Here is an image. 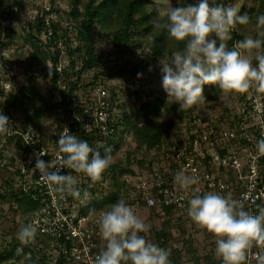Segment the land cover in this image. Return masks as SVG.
Wrapping results in <instances>:
<instances>
[{
    "label": "built area",
    "instance_id": "built-area-1",
    "mask_svg": "<svg viewBox=\"0 0 264 264\" xmlns=\"http://www.w3.org/2000/svg\"><path fill=\"white\" fill-rule=\"evenodd\" d=\"M62 17L66 18V13L58 10L50 0H36L32 4L0 0V114L9 118L11 129L8 134L0 136L3 137L0 142V169L6 164L1 157V149L4 146L14 147L17 151L13 157L16 170L7 180L20 186L18 190L31 193L39 202L37 208L23 214L13 236L15 257L22 258H9L7 262L25 264L26 258H33L37 264H95V258L106 248V241L97 223L99 215L110 210L121 199L132 206L148 225V231L140 232L139 235L161 248H164L162 234L157 235L160 240H155L152 227L141 216L145 209L150 210V214L158 213L163 219L168 216L176 220L182 217L191 219L188 215L189 200L194 195L203 196L212 192L230 196L242 204L245 211L259 214V209L264 207V155L259 154L257 142L264 139V93L257 92L255 88L237 93L235 110L232 112L235 116L231 119L228 113L220 115L218 112L221 109H216L215 114L196 110L190 112L182 122L181 128L185 133L166 141V149L160 155L157 168L153 167L145 174L128 172L123 175L119 190L112 191L117 192V200L113 204L86 211L98 201L100 193L104 194L99 190L102 182H93L86 174L71 168L61 169V174L75 177V187L81 192V198L75 199L66 192L51 191L35 169V164L37 159L45 162L57 159L59 133L67 127L70 134L81 140H87L84 138L89 136L93 147L96 142L113 146L123 135L121 127L125 116V109L118 113V101L101 84L92 83L90 94L80 96L76 90H72V84L63 81L65 70L71 67L64 49L67 36L57 38L61 54L56 64H53L50 56L38 65L24 66L18 59L23 50L15 43L17 40L24 35L32 40L38 38L37 42L45 48L52 39H56V26L61 29L71 27V23L62 20ZM59 32L63 34L62 30ZM28 50L33 51V48L24 52ZM76 59L77 75L72 76L70 82L79 80L77 77L82 59L78 55ZM48 64L52 67L51 73L59 75L57 89L61 119L49 128L26 127L23 121H17L14 117L15 96L22 84L27 85L28 80L48 77ZM18 65L24 76L16 84ZM30 96L29 90L25 92L24 103L27 104ZM41 149L48 154L39 156ZM180 171L195 176L198 182L188 190L181 189L175 181ZM85 192L88 193L87 199L83 196ZM18 207L13 198L0 199V214L18 210ZM28 223L37 226V233L32 243L21 245L17 234L21 226ZM192 226L191 222L185 224L186 233L177 239L175 248H182ZM18 248H22L19 254ZM262 258L264 244L253 241L241 264H264Z\"/></svg>",
    "mask_w": 264,
    "mask_h": 264
},
{
    "label": "clouds",
    "instance_id": "clouds-1",
    "mask_svg": "<svg viewBox=\"0 0 264 264\" xmlns=\"http://www.w3.org/2000/svg\"><path fill=\"white\" fill-rule=\"evenodd\" d=\"M165 15L166 22L158 21L155 26L166 29L173 40L186 42L183 51H174L170 62L162 63L161 69L162 88L180 111L204 102L205 85H218L224 94L220 99L233 92L245 93L250 88L264 93V14L256 18L257 38L246 36L232 49L227 44L231 32L238 24L250 21L248 13L240 14L237 6H210L209 0H198L185 7H171ZM253 59L258 62L256 66ZM48 67L51 75L52 67L49 64ZM10 131L9 118L0 114V135ZM57 143V159L50 162L37 159L35 169L51 191L66 192L80 199L81 192L75 187L77 180L61 174V169L82 172L96 182L112 162L111 149L105 148L102 155L99 150L102 145L91 146L87 140L70 134L67 127L59 133ZM257 149L264 155V139L257 142ZM46 154L41 149L38 155ZM175 181L184 190L198 182L184 171L176 174ZM83 196L87 199L88 193ZM188 215L199 227L218 237L215 251L223 264H241L253 241L264 244V207L253 215L230 196L209 192L189 200ZM97 223L106 248L95 258V264H170L166 249L139 235L148 231V225L123 199L101 212ZM36 233L37 226L28 223L21 226L17 239L21 245H28ZM20 252L22 248L17 249Z\"/></svg>",
    "mask_w": 264,
    "mask_h": 264
},
{
    "label": "trees",
    "instance_id": "trees-1",
    "mask_svg": "<svg viewBox=\"0 0 264 264\" xmlns=\"http://www.w3.org/2000/svg\"><path fill=\"white\" fill-rule=\"evenodd\" d=\"M18 1L23 2L24 0ZM259 3L260 7L256 10V14L251 16L254 10H250L248 12L250 18L249 23L246 25L238 24L231 32V39L227 41L229 49H232L235 47L237 42L243 40L246 36H249V33H251L253 38H257L258 30L256 28V18L259 15L264 14V0H259ZM209 4L210 6H216L212 0H209ZM220 4L221 2H219V5ZM240 14H244L242 9H240ZM66 15L67 17H62V20L70 22L71 24L69 26L71 27L67 29H61L56 26L54 32L56 39H52L50 44H46L45 48L37 42L39 41L38 38H36V40L33 39V51H25L24 56L26 58L25 60H21L23 65L26 66V64L33 65L38 62H45L49 56L51 57L53 64H56L59 61L61 54V51L59 50L60 48L58 47L57 38L67 36L64 49L71 61V67L65 70L64 76L62 78L64 82L66 81L72 84V90H76L75 92L77 93L79 92L81 86H83L81 82H79L80 79L72 80L70 82V78L77 75V70L75 68L77 66L76 64L78 63V60L76 59V55L82 59V67L78 73H81L87 68H94L97 65L98 58L101 57L102 54L99 55L96 52V39L94 33L92 32V28H94L96 25L107 28L109 31H111L109 42L113 46L115 52L118 53L117 58H120L119 56H121L124 58V60L121 62V64H116V62H114L115 65L112 64L113 62L108 61L106 65V73L109 78H113L120 73L127 72V80L131 86H127L125 90L127 93H129L130 97L131 95L133 96L136 105L139 103L138 107H136L137 110L131 106L130 110L125 111V116L122 123L124 128L121 129V132H132L139 146L147 144L148 147H153L155 144L162 143L165 140L163 137V131H170L176 125H181L185 117L190 112L194 111L195 106L186 111H180L179 105L177 103H175L173 100L166 99L161 95H156L153 99V103L150 104L148 101H146L148 95L143 94L140 88L135 87L137 81L135 79H144L146 76H148L150 66L156 62H159L163 55L167 54L168 56H172L174 51H183L186 46V42H177L173 40L168 35L166 29L157 28L155 26L158 21L161 23L166 22V16H161L157 6L152 0H73L72 6L67 11ZM59 30L63 31L62 35L60 34ZM74 30L77 31L76 36H72L71 34L74 32ZM136 35H138L140 38H136ZM74 37H76L77 41H79V44L76 46L74 44ZM212 38H215V36L213 35ZM144 46L147 47L146 55L138 60V62L134 63V61L132 62L127 58V55L132 50L144 48ZM133 52L134 51L131 53ZM253 62L258 63L254 59ZM96 74L94 75L95 78H97ZM58 76L59 75L56 72H52L51 75L48 76L55 88L58 87ZM84 87L86 88V86H83V88ZM204 87L205 100H211V91H216L218 93L220 91L218 85H205ZM28 90L29 88L25 84L21 85L17 95L15 96L16 100L13 103L16 109H23L25 112H30L31 107H29V103L26 104L23 101L25 92ZM161 93L164 94L163 91H161L160 94ZM37 95L38 94L36 93L33 95V97H40ZM41 99L44 101V97ZM117 105L121 106L119 102ZM164 110L167 112H175L176 115L163 119L162 114ZM133 113L137 114L135 120L136 122H133ZM32 121L34 120L30 119L29 116L23 120V125L29 127ZM84 139H87L88 143L92 145V141H90L91 138L89 136H86ZM109 146H111V144L103 146V149L105 150V148H108ZM132 153V151L127 153V159L129 161H131V157L133 155ZM118 167V169L123 171V174L129 172L126 162L124 164H120ZM116 170L117 169H115V171ZM118 172L119 171L117 170L116 173ZM13 187L14 186L10 180H5L3 187L1 185L0 198H13L19 205L18 210H15V212H19L21 208L23 212L22 214H24L30 209L38 207L39 202L32 196L31 193H27L18 189L16 190L15 187ZM117 190H119V188ZM116 200L117 192H112V194L107 196L100 193L98 196V201L95 202L91 207L87 208L86 211H94V209L107 207L108 205L113 204ZM21 220L22 219L19 221L21 222ZM180 222V220L174 222L176 223V232L172 233L174 242H177V239L186 233V223L181 224ZM199 228L201 229V227L194 223V226L190 228L191 232L189 233L188 238H185L183 242V245H189L188 251L192 252V254H195L198 250L197 248L199 247V243L196 239V234L198 233ZM204 230L207 232L208 236H214V234L208 232L206 229ZM152 232L154 233L156 230ZM157 235H159L158 231ZM157 235L155 236V240L158 241L160 238H158ZM168 236L169 234H163L161 239L164 242V249L170 253V264H173L175 261L176 252H182V250L175 248L173 240L169 239ZM13 253L16 255L15 246H12V249L10 250L1 251L0 263L11 258ZM208 255L210 254L204 252L203 256H200L199 258L200 261L203 259L204 261H198L196 264H223L222 258L218 257V260L216 261ZM21 258L22 256H17V259ZM25 264L37 263L34 262L33 258H26Z\"/></svg>",
    "mask_w": 264,
    "mask_h": 264
},
{
    "label": "rangeland",
    "instance_id": "rangeland-1",
    "mask_svg": "<svg viewBox=\"0 0 264 264\" xmlns=\"http://www.w3.org/2000/svg\"><path fill=\"white\" fill-rule=\"evenodd\" d=\"M26 4H32V2L36 0H24ZM38 2L41 0H37ZM53 2L58 10H61L63 13H67V11L72 6L73 0H50ZM154 4L157 6L159 13L161 16H166V12L171 7H185L189 4H196L198 0H152ZM214 4H218L221 2L220 5L224 6H237L239 9H242L243 12H249L250 10H254V12L251 14H256V10L260 7L259 0H212ZM76 30H74L72 36H76ZM92 32L94 33L96 42H95V49L97 54L101 55V57L98 58L97 65L92 69H84L81 73H78L80 82L83 86H86V88L81 86L79 89L80 96H84L85 94H90L91 92V84L92 83H99L102 85V87H106L110 93H112L114 100H117L121 106H117L118 113L123 111L130 110V107L132 106L135 110L136 107H138L139 103L136 105L134 102L133 96L129 95L127 91L125 90L127 86H131L130 83L127 80L128 73L123 72L119 75L109 78L106 73V65L107 62H116V64H121L123 62L124 58L119 56L118 53L115 52L113 46L110 44V32L107 28H103L102 26L96 25L94 28H92ZM249 36H251V33H249ZM136 38H140L138 35L135 36ZM25 35L24 37L17 40L15 43L22 48L23 52L19 55L18 59L25 60L24 56V50L29 49L30 47L34 48V44L32 39H28ZM74 44L75 46L79 44V41H77L76 37H74ZM134 51L133 53H131ZM128 55L127 58L131 60L132 62H138L141 58H143L146 55L147 47L144 46V48L132 50ZM171 56L163 55L161 57V60L159 62H156L155 64H152L149 68V75L146 76L144 79H135L136 84L135 87H138L141 89V92L143 94H147V99L150 104L153 103V99L156 95L164 96L166 99H168L167 94L164 92L162 88V63H166L170 61ZM20 60L19 64H20ZM253 62V61H252ZM40 62L36 63L37 65ZM258 63L253 62V66H256ZM21 65V64H20ZM115 65V64H114ZM79 66V64H78ZM22 68L18 65V75H16L17 81L16 84L20 83L23 79L24 74L22 73ZM97 72V74H96ZM97 75V78L94 77V75ZM24 83V81H23ZM29 88V91L31 92L30 99L27 103H29L30 112H25L23 109H16L14 112V117L17 121H23L26 118L30 116V119L34 120L29 126H33L35 129L39 128H49V126H52L54 124L59 123V120L61 119V106L59 105V94L58 89L54 87L52 84L50 78L44 76L39 79H30L27 82L26 85ZM15 87V86H14ZM13 87V88H14ZM205 90V87H204ZM203 90V95L205 97ZM163 91V93L160 94V92ZM38 94L40 97L36 98L33 97L34 94ZM37 95V96H38ZM129 95V96H128ZM211 100H204L202 104H198L195 106L196 111L204 113V114H215L216 109H221L218 113L220 115L228 113L229 119H231L233 116H235V113H232L234 109V102L237 101L238 95L237 93H229L227 96H225L224 99H220L222 95V91L220 90L219 93L216 91H211ZM42 96V97H41ZM44 97V101L41 99ZM171 100V99H169ZM229 106L230 108L224 107ZM133 109V110H134ZM124 111V112H125ZM135 113V111H134ZM133 113V114H134ZM125 114V113H124ZM176 115L175 112L171 111H163L162 118H170L172 116ZM136 116L137 114H134L133 116V122H136ZM121 118V116H120ZM182 123L181 125H176L172 130H164L163 137L165 140H174L177 137V134H183L182 130ZM124 128V125L122 124L121 129ZM1 136V135H0ZM3 138V137H2ZM0 138V142L3 141V139ZM163 141L162 143L155 144L153 147H148L147 144H144L143 146H139L136 142V139L134 137V134L130 131H127L126 133L123 132V135L120 139L117 140L116 144L109 147L111 149L110 155L112 156V162L110 166L103 172L102 178L98 180L97 182H102V186L99 189L102 191L105 196L112 194L113 190L118 189L121 186V181L123 180V171L118 169L120 164H124L126 162V166L129 168V173L135 174V172H138L140 174H145L149 169L155 167L157 168L160 163V155L161 153L166 149V141ZM164 143V144H163ZM101 144H96L94 147ZM103 146L100 147V152L102 155L105 154V150L103 149ZM132 151L133 155L131 157V161L127 159V153ZM17 154V151L14 147L10 146H4L1 149V157L5 161V166H3L0 169V189L1 185L5 184L3 180L5 178H9V176H12L14 174V170H16L15 162H13V157H15ZM13 162V163H12ZM130 162V163H127ZM121 167V166H120ZM125 167V165H124ZM115 169H117L119 172L116 173ZM12 186V185H11ZM20 186H15V189L17 190ZM14 188V187H13ZM1 200H5L4 198H0ZM150 211V210H149ZM148 210H143L141 213V216L143 219H146V223L152 227L151 230L155 231L154 237L157 235V231H159V234H169V239L173 240L174 245L176 244V241L174 242V238L172 237V233L175 230V224L174 222H177V220L172 219V217L169 218H161L158 213H151ZM156 212V210H155ZM22 209L20 208L19 212H15V210H8L5 214H0V252L4 250H10L12 249L13 244V236L16 234L17 225L20 223V219L23 217ZM181 224H185L188 222H191L194 226V221L192 219H185L182 217L180 219ZM163 227V228H162ZM162 228V229H161ZM171 231V234H170ZM163 232V233H162ZM162 235H160L162 237ZM196 239L198 241V250L195 254H192V252H189V245H183L181 251L176 252L175 254V263L173 264H196L200 258V256H203L204 252L210 254L211 258L214 260H218V256L216 255V240L218 237L214 236H208L207 232L204 230V228H199L198 233L196 234ZM160 244V243H158ZM172 244V242H171ZM179 250V249H178ZM191 253V254H190ZM16 258L14 253L11 256L10 259ZM17 259V258H16ZM201 260L200 262H203ZM0 264H11L7 262V260L2 261Z\"/></svg>",
    "mask_w": 264,
    "mask_h": 264
}]
</instances>
